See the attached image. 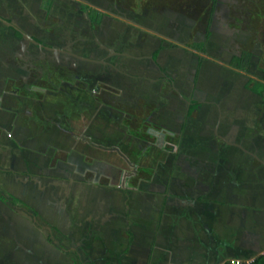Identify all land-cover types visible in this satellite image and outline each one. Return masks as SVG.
Returning <instances> with one entry per match:
<instances>
[{"label": "rangeland", "instance_id": "obj_1", "mask_svg": "<svg viewBox=\"0 0 264 264\" xmlns=\"http://www.w3.org/2000/svg\"><path fill=\"white\" fill-rule=\"evenodd\" d=\"M241 1L227 0L217 12L213 27L220 28L222 24L221 27L227 30L226 33L214 31L209 52L202 54L205 63L201 66L198 93H193L190 85L195 55L184 53L182 59L168 51L161 55L160 64L164 60L173 72L176 92H171L163 79L156 81L161 79L162 70L156 72L148 57L156 44L166 47L168 42H173L186 47L198 42L208 15L209 1L206 0H94L101 7L99 10L108 8L105 4L111 9L107 14L104 11V25L96 30L97 42L100 43L102 31L107 34L110 31L109 40L116 41L113 45L131 43L133 49L128 50V47L126 51L134 53L135 50V58L142 61L139 79L132 86H125L123 75L118 72L111 74L100 65L92 68L94 74L100 75V81L112 83L109 91H104V95L115 96L114 102L109 100L110 104L104 102L103 94L91 93L93 81L74 80L68 85L50 78L49 85L46 80L49 81L48 75H53L49 65L44 68V82H29L30 90L17 88L19 83H0V127L6 126L7 130H3L6 136L14 137L22 144L27 141L26 126L30 125L31 132L37 137L45 131L44 123L49 122L47 129L55 134L52 144L59 148L64 147L59 139L69 133L59 130L69 128L78 152L84 150L87 156L94 157L93 184H102L109 194L104 196L107 200H103L106 203L103 206L95 201L101 198L96 188L93 194L86 195L88 200L94 199L91 204L85 202V195L81 193L77 201L71 202L68 192L59 191L63 185L54 172L40 179L47 165L49 170L56 168L51 166V157L35 160L39 173L28 175V182L34 187V193H30L29 185L22 183L23 167L18 157L14 171L10 166L0 170V195L6 200L0 201V264H144L145 249L149 250L151 241H145L139 235L146 233L150 237L155 234L165 196L169 195L173 202L180 199L184 206L199 199L195 188L202 166L201 158L197 156L219 152L215 144H205L219 136H224L229 143L253 139L258 148L264 144V91L258 97L244 88L247 79L264 84V0ZM117 18L120 21L126 18L132 24L136 21L141 26L133 29L125 20L130 29L124 30L123 23ZM80 37L77 41L80 47H91L90 42H84L83 35ZM92 45L99 58L110 57V61H116L109 54L120 53L113 48L108 54ZM179 49L173 52L180 55ZM242 49L251 53L246 73L231 71L224 63L233 52ZM84 51L77 50L79 53ZM77 67L76 70L79 67L84 70L85 66L79 64ZM53 70L54 76L64 71L61 65H55ZM126 94L130 97L126 98ZM191 95L201 101V121L197 120L198 115L194 121H186L180 131L185 101ZM49 143L43 138L35 140L41 148ZM52 151L59 159L60 153ZM222 153L231 152L222 150ZM2 159L5 157L0 154V162ZM4 162L6 164L7 160ZM98 172L108 173V180L106 177L98 180ZM124 173L129 175L124 178ZM12 197L25 206L7 202ZM250 199L251 195L240 192L222 199L233 203L216 215L219 222L215 232L221 242L227 243V249L233 248L234 243L238 245L243 237H247L245 229L256 228L254 223H261L264 218V212L250 208L253 204L264 207V193L260 192L258 201ZM55 200H63L62 206L67 210L55 209L54 204H60ZM167 201L171 202V199ZM94 214H100V217L93 218ZM193 216L190 218L195 219ZM102 222L105 225H100ZM240 222L243 230H232L227 226ZM164 228L165 235L175 231L166 220ZM201 238L206 240L204 235ZM263 241L259 240L260 243ZM178 252L175 247L171 248V260L186 264V260H182L184 256ZM223 252V247L218 245L210 247L213 256ZM139 255L143 256V259L140 256L142 262L137 261Z\"/></svg>", "mask_w": 264, "mask_h": 264}, {"label": "crops", "instance_id": "obj_2", "mask_svg": "<svg viewBox=\"0 0 264 264\" xmlns=\"http://www.w3.org/2000/svg\"><path fill=\"white\" fill-rule=\"evenodd\" d=\"M87 1V5L90 8L96 9L103 14L100 26H94V31H91L92 33L89 31V23L85 12L78 9V4L75 0H51L47 9L45 8V0H0V19L9 23L11 26H14L18 33V36H16L14 31L10 29V26L7 27L0 22V83H19V85H16L17 88L26 89L27 87L30 90L32 87H29V82H44L45 79L42 75L44 74L46 66H52V60L55 58L63 57L61 54L55 53L51 48H67V50H70V52H73L82 58L91 57L93 54L92 34L97 37L96 30L104 25L105 13L104 11L99 10L101 7L97 6L94 0ZM226 1L227 0H215L210 24L211 27L209 28V36L205 41L206 52H209L208 47L214 37V31L226 33L225 31L227 29L224 26L221 27L222 24L220 25V28L213 27L218 16L217 12H219V9L222 8L223 3ZM244 1L249 0H243L241 2ZM107 7L106 12H109L111 9L109 8V5ZM103 10L105 9L103 8ZM125 20L127 19L124 18L122 22L120 20H118V22L120 21V23H123L122 28L124 30L130 29V27L128 28L126 25ZM127 21L130 22V20ZM128 25L133 29L140 28L141 26L137 25L136 21L134 24L131 23ZM22 35L27 36L35 43L38 42L41 45L43 44L44 47H37L29 40L23 38ZM80 35L84 36V42H90L91 47H80L77 42L81 39ZM109 36L110 31H108V34L106 31H102L100 43L104 47L103 49L111 51V49L115 48L120 50V55L122 56L118 55V57H113L112 60H116L114 63L120 65L119 68L125 75L122 79L125 82V86L135 85L139 79L138 74L140 72L139 68L142 61L135 58V50L134 53L128 51L133 49L131 43L127 44L126 42H120L113 45L116 41L113 42V39L109 40ZM223 38L224 41H227L224 34ZM128 47L129 49L126 51ZM155 47H157V45ZM251 48L248 50L250 51ZM253 48H255V46ZM81 49L85 51L83 53L77 52V50ZM89 49L90 51L88 52ZM249 51L242 49L241 51L233 52L231 56H238L241 52L250 53L251 51ZM163 53L164 52L161 51L156 60L158 65H160L161 69L165 72L164 74L169 76V69L167 66H165L164 63L162 65L160 64L161 54ZM227 62L224 63L225 66ZM203 63H205V61H202L200 64L194 83V92L197 93L200 87L199 84L201 83V66ZM81 64H84L85 67L84 70L81 69L79 75L82 80H87L94 72V69L92 68L97 67H94L91 64L89 65L88 63ZM41 69L43 70V73H41ZM104 78L105 77H103V80ZM107 84L112 85V83L110 84L109 82H107ZM46 90L47 89H43L42 91L47 92ZM119 91H121V89H119ZM109 96L113 98L110 94ZM125 97L128 98L130 96L126 94ZM109 100L111 99L106 100L108 104H110ZM213 108L217 111L214 106ZM200 112L201 106L197 112H193V114L188 117L187 121H194L198 115L197 120L201 121ZM205 124L207 123L205 122ZM47 125H49V122L44 123L43 128H45V131L40 132L37 137L31 132L33 128L30 125L26 126L25 137L27 141L25 140L22 144L18 143L14 137L11 138L10 136H6V133L3 132V130L6 129V126L3 128L0 127V154L5 157V159H2L0 162V170L4 169V166H10L12 168L11 170L14 171L18 166L17 158L19 157L23 167V172L21 173L22 183L24 186H27L28 184L29 192L34 193L32 183L29 184L28 182V175L39 173V169L35 166V160L41 157H51L53 159L51 166L54 165L56 168L49 170L47 165V167L43 168L46 171L42 173L40 179L45 176L49 177L51 172H54L55 176L60 179L63 185V189H59V191L68 192L67 194L70 196L71 202L77 201L79 194L81 193L85 195V202L91 204L94 199L90 198L89 201L86 195L93 194V190L96 188L100 191L101 198L96 199L95 201L100 202L99 204L101 206L106 204L103 200H107L104 196L109 195L108 189L102 184H98L97 186L93 184L95 178V170L93 168L95 161L94 157L91 155L87 156V154L84 153V150L78 152L74 144L75 140H73L69 128H59L60 132L63 130L69 132L66 134V137L59 139L64 147L58 148L53 145L52 141L54 140L55 134H53L50 129H47ZM14 126L15 124L13 123L11 127L12 131ZM204 126L208 127V125ZM216 128L217 127H215L214 130H216ZM58 134L60 135V133ZM213 135L215 136V131H213ZM40 138H43L46 142L49 141L50 143L46 144L44 148H41V145L35 144V140ZM226 140L224 136H219L210 139L208 141L209 143L207 142L205 144H215L217 150L219 148V152L221 151V153L216 152L213 155L201 153V156H197L198 158H201L199 161L201 160L200 163L202 166L201 174H198L196 177L197 186L195 189L199 194L198 200L191 202L190 206H184L183 203L179 202L180 199L178 202H173V198H170L169 195L165 196L164 201L166 202H164L165 204L162 207L161 214L157 219L155 234H151L150 237L146 233L139 235L144 237L146 239L145 241L150 240L151 245L149 250L145 249V258L143 262L141 261V259H143V256L141 255L136 256L137 261H141L144 264H176L177 261L171 260V248L173 247L179 250L178 253H181L180 256H184L182 260H186V264H188V262L189 264H223V260L229 259H238L240 261L249 262L260 253L264 252V241L263 243L259 242V240H264V218L261 223H254L256 224V228L249 226L251 229H245L244 232L247 234V237H241L242 239L238 242V245L234 243V246H232L233 248L229 247L230 250H228L229 248L227 249V243L221 242L215 232L217 226L216 223L219 222L216 221L218 211H220V209H229L233 204L231 201L223 202V198H227V195H236L240 192L246 195H251L250 201L255 202L256 200H259L260 192L264 193V144L258 148L257 146L259 145L256 144L253 139H244L241 141L234 140L231 143ZM50 149L56 150L60 153V155H58L59 159H57L56 154L53 155V151ZM222 150L231 153L224 154L222 153ZM4 160H7V165ZM9 169L10 168H7L8 171H10ZM88 177L91 179H88ZM103 177H106L105 180H108V173L98 172L96 178L99 180ZM45 184L48 185V183ZM193 190L194 189H189V191ZM179 193L180 192H177V194ZM168 199H171V202H168ZM174 199L177 200L178 198L174 197ZM60 201L61 202L55 200L56 203L60 204H54V208L61 211L67 210V207L62 206L65 202L63 200ZM25 203L31 207L30 203ZM250 208L257 209L261 211L262 214L264 212V207H259L258 205L253 204ZM190 215H194L193 218L195 219H191ZM98 217H100V214H94L93 216V218ZM104 218H108V213ZM165 220L169 222L171 229L173 228L175 230L172 231L175 235L172 233L164 234ZM246 220L260 221L254 220L253 218H246ZM241 223L242 222L238 224L230 223L227 224V226L232 230H243ZM100 225L103 226L105 223L102 222ZM248 231L251 233H248ZM179 233L181 234V237L179 236ZM242 234L243 233H241V235ZM203 235L206 240L201 238ZM139 236H137V238ZM137 238H135V240ZM162 238L165 240L162 241ZM160 241L162 242V245L160 244ZM136 243L137 242L135 241V245ZM213 245H218L219 248L223 247L224 252L221 255L213 256L210 253V247ZM142 252L144 253V251Z\"/></svg>", "mask_w": 264, "mask_h": 264}, {"label": "flooded vegetation", "instance_id": "obj_3", "mask_svg": "<svg viewBox=\"0 0 264 264\" xmlns=\"http://www.w3.org/2000/svg\"><path fill=\"white\" fill-rule=\"evenodd\" d=\"M46 1V0H45ZM51 1V0H50ZM76 2H78L77 4H78V9L79 10H81L82 12H85L83 9L84 8H87V9H91V10H94L95 12H97V13H99V14H101V16H100V19L102 18V16H103V14L101 13V12H99V11H97L96 9H93V8H90L87 4H88V1L86 0H76ZM50 3V2H49ZM214 4H215V1H214ZM109 5V4H108ZM108 5H106L105 4V6L107 7ZM209 5H210V0H209ZM85 6V7H84ZM89 7V8H88ZM104 7H102V9H103ZM105 10L104 11H107V8H104ZM213 9H214V6H213ZM213 9H212V13H211V16H210V21H209V28H210V24H211V18H212V14H213ZM208 10H209V6H208ZM105 13H107V12H105ZM85 14H86V12H85ZM207 17V16H206ZM87 18V17H86ZM88 20V19H87ZM118 20V19H117ZM122 21V20H121ZM100 22H101V20H99V22H98V24H94V25H92V26H90V24H89V31L91 32V31H94V26H100ZM88 23H89V21H88ZM205 24V23H204ZM209 28H208V32H209ZM10 29H12V31H14V32H17V30H16V28L14 27V26H11L10 27ZM203 32H204V29H203ZM203 32H202V35H203ZM92 33V32H91ZM92 36H93V44L94 45H96L97 46V48L98 49H100L101 50V52H106V53H110V51L109 50H105V49H103L104 47L101 45V43H99V42H97V40H96V38H95V35H93L92 34ZM209 36V35H208ZM208 38V37H207ZM206 38V39H207ZM203 40V36H202V38H201V36H200V39L198 40V42H201ZM206 41V40H205ZM37 44H35L37 47H38V45L39 46H43L44 47V45L42 44H40V43H38V42H36ZM197 43V42H196ZM157 45V47H154L153 48V50L150 52V54H149V57H148V59L150 60V62L153 64V66L155 67V69H156V72H158L159 73V71L158 70H162L161 69V66L160 65H158V63H157V57H158V54L161 52V51H163L164 53L163 54H165L167 51L168 52H171V53H174L176 56H177V58L178 57H180L181 59L183 58L181 55H183L184 53L185 54H187V53H192L193 55H195L196 57H195V62H194V70H193V75H192V78H191V89L193 90V93H194V83H195V80H196V77H197V72H198V69H199V66H200V64H201V58L202 59H205V57H203L202 56V54L200 53V52H195V51H192V50H190V46L192 45H190V46H184V45H182L181 43H179L178 45L177 44H174L173 42H168L167 43V46L166 47H164V46H162V45H160V44H156ZM170 45H173V46H170ZM66 47V46H65ZM160 48V49H159ZM179 49V51L181 52V54L180 55H177V53H175V52H173V50H176V49ZM204 48H205V43H204ZM51 50H53V51H55V53H59V54H61L63 57L62 58H55L54 60H52L53 61V65L52 66H50L51 68H52V72H54V74H55V71L53 70V67L55 66V65H61L62 66V68L64 69V71H60L59 73H56V75L57 76H54V74L52 75V76H49L48 75V77H49V81H47L48 83L49 82H51L52 80H50V78H53V79H55V81H58L59 83H66V84H68V85H70V83L72 82V81H76V80H82L81 79V77H80V75H79V72H81V70H80V67H79V69L78 70H76L78 67V65L79 64H81V63H88L89 65L91 64L92 66H94V67H97V66H99L100 65V67H105V68H107L106 69V71L107 72H109V73H114V72H118L119 74H122L123 76H125L124 75V73L122 72V71H120L118 68H119V66L120 65H118V64H116V63H114V61L112 62V61H110V57H106L105 59H103L104 57H101V58H99L98 56H100L99 55V53H97L96 51H95V49L93 48V45H92V50H93V54L91 55V57H88V58H82L81 56H79V55H76V54H74L73 52H70V50H67V48H51ZM104 50V51H103ZM90 51V49L88 50V52ZM154 51H156V55H155V58L152 60V58H151V55H152V53L154 52ZM206 51V50H205ZM248 53V52H247ZM96 54V55H95ZM163 54H161V55H163ZM109 55H112V57L111 58H113V57H115V56H118V55H120V53H110ZM203 55H205V53L203 54ZM250 55V54H249ZM98 57V58H97ZM232 57V56H231ZM60 59V60H59ZM198 59H200V63L198 64ZM230 59V58H229ZM145 60V59H144ZM49 61H51V60H49ZM51 61V62H52ZM229 61V60H228ZM59 62V63H58ZM163 63H164V65L166 66V62L163 60ZM70 69V70H68V69ZM168 68V67H167ZM169 69V68H168ZM229 69V68H228ZM73 70H76V72L75 73H72L71 71H73ZM167 70V69H166ZM231 70V69H230ZM113 71V72H112ZM231 71H234V70H231ZM162 72V74L163 75H161V79H156V81H160V80H162L163 79V81L168 85V86H170V88L169 89H171L172 91L171 92H173V91H175L176 92V90H174V87L173 86H175L174 85V83H175V79H174V75H173V72H172V70L171 69H169V76H167L166 74H164L165 72L162 70L161 71ZM237 72V71H236ZM76 76H75V75ZM100 77V75H98V74H94V72L89 76V78L87 79V80H82V81H85V82H90V81H93V83H94V86L91 88V93L93 94V95H100V94H103V100H104V102L105 103H107L106 102V100L107 99H111V100H114V98H115V96L112 94L111 96H113V98L112 97H110L109 96V94L108 95H104V91L107 89L108 91H109V89L111 88V87H109V86H111V85H109V84H105L103 81H100V79H98ZM102 78L104 77V76H101ZM173 79V80H172ZM101 82H103V83H101ZM107 83V82H106ZM101 84H103L104 85V89L103 90H101L103 87H102V85ZM49 85H50V83H49ZM182 94V93H181ZM254 95V94H253ZM177 96L178 97H180V95H178L177 94ZM256 96V95H255ZM186 102V105H185V109H184V113H183V116H182V120L184 119V121L182 122V120H181V123L183 124V127H184V124L186 123V121H187V119H188V117L189 116H191L192 114H193V112H197L199 109H200V106H201V101H199V100H196L195 98H194V96H192L191 95V97H189L188 98V101H185ZM111 103H113L112 101H111ZM108 104V103H107ZM193 104H196L195 105V107H194V109L192 110V112L190 113V115L187 117L186 116V112H187V110H188V108H190L191 107V105H193ZM110 106H112V105H110ZM119 114H123V113H119ZM186 119V120H185ZM182 124H180V126L182 125ZM180 126H179V130H180ZM183 129V128H182ZM129 175V173H124V178H126V176H128Z\"/></svg>", "mask_w": 264, "mask_h": 264}, {"label": "trees", "instance_id": "obj_4", "mask_svg": "<svg viewBox=\"0 0 264 264\" xmlns=\"http://www.w3.org/2000/svg\"><path fill=\"white\" fill-rule=\"evenodd\" d=\"M214 1L215 0H210L208 15L205 18L204 32L202 35L203 40L201 42H197L195 44H192L190 46V50H192V51L200 52L201 54L205 53L204 43H205L206 38L209 35V32H208L209 21H210V16H211L212 9L214 6ZM49 2H50V0L45 1V8L46 9L48 7ZM83 10L86 12V17L89 21L90 26H92L94 24H98L101 14H99V13H97L91 9L89 10V9L84 8ZM14 34L16 36H18L17 32H14ZM170 46H173V45H170ZM155 55H156V51H154L151 55L152 60L155 58ZM249 57H250L249 53L241 52L238 56L230 57L226 66L229 69L237 71L239 73H246ZM201 61H202V58H201ZM199 63H200V59H198V64ZM244 88L247 89L250 93L259 97L262 95V92L264 91V84H262L258 81H251L250 79H247L246 82L244 83ZM195 105L196 104H193V105H191L190 108H188V110L186 112L187 117L190 115V113L194 109ZM182 128H183V124L180 126V131L182 130ZM0 201L5 202L6 200L3 196L0 195ZM7 202H9L11 204H19V205L24 206L20 201H18L15 198H10L9 201H7ZM223 264H229V263H228V261H226ZM240 264H264V252L260 255H257L256 257H254L251 261H249V262L241 261Z\"/></svg>", "mask_w": 264, "mask_h": 264}, {"label": "water", "instance_id": "obj_5", "mask_svg": "<svg viewBox=\"0 0 264 264\" xmlns=\"http://www.w3.org/2000/svg\"><path fill=\"white\" fill-rule=\"evenodd\" d=\"M0 22L3 24V25H5V26H7V27H11V25L9 24V23H7V22H5V21H3V20H1L0 19ZM22 37L23 38H25L26 40H29L30 42H32L33 44H37V43H35L33 40H31L30 38H28L27 36H25V35H22ZM39 46V45H38ZM263 253V252H262ZM262 253H260V254H262ZM259 254V255H260Z\"/></svg>", "mask_w": 264, "mask_h": 264}, {"label": "built area", "instance_id": "obj_6", "mask_svg": "<svg viewBox=\"0 0 264 264\" xmlns=\"http://www.w3.org/2000/svg\"><path fill=\"white\" fill-rule=\"evenodd\" d=\"M241 261H239L238 259H230L228 260L229 264H240Z\"/></svg>", "mask_w": 264, "mask_h": 264}]
</instances>
